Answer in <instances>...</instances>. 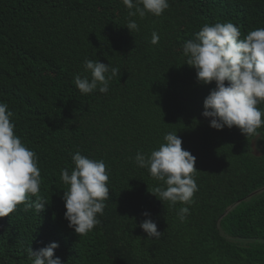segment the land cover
<instances>
[{
    "label": "trees",
    "instance_id": "obj_1",
    "mask_svg": "<svg viewBox=\"0 0 264 264\" xmlns=\"http://www.w3.org/2000/svg\"><path fill=\"white\" fill-rule=\"evenodd\" d=\"M169 5L159 17L140 18L129 17L121 0H0V102L38 156V195L48 202L41 213L20 204L0 217V264H31L27 249L51 242L63 264H264V139L257 138L256 156V137L210 126L203 101L215 82H199L183 54L204 24L232 22L241 39L264 28V0ZM129 19L139 31L126 27ZM85 59L119 69L108 93L75 86L76 75L90 78ZM168 132L196 157L191 205L164 204L149 191L162 182L134 162ZM77 151L105 161L110 188L101 224L81 237L65 218L68 186L60 179L61 169L75 167ZM185 206L182 222L177 213ZM144 212L161 237L148 238L140 227Z\"/></svg>",
    "mask_w": 264,
    "mask_h": 264
},
{
    "label": "clouds",
    "instance_id": "obj_2",
    "mask_svg": "<svg viewBox=\"0 0 264 264\" xmlns=\"http://www.w3.org/2000/svg\"><path fill=\"white\" fill-rule=\"evenodd\" d=\"M129 10L128 16L144 18L147 14L161 16L169 8V0H121ZM126 27L133 33L139 31L135 20L129 19ZM238 26L232 22L204 24L194 39L183 44L186 63L196 69L197 80L203 84L215 82V87L203 101L202 115L210 119V126L222 130L225 126L239 128L249 137L264 133L258 131L264 126V28L250 31L243 39ZM159 34L152 32L150 43H159ZM83 69L88 75H76L75 86L83 94L99 88L108 93L109 83L117 76L119 69L99 60L85 59ZM227 82V84H226ZM13 113L6 103L0 102V217L8 216L17 206L23 210L41 213L48 204L39 196L41 173L37 166L38 156L22 143L15 134ZM131 159V158H130ZM75 167L71 173L61 169L60 179L67 185L62 199L65 202V218L68 226L77 235L84 236L101 224L99 216L104 214L105 201L110 196L109 175L104 160H94L79 151L72 155ZM134 162L146 168L150 176L161 186L149 190L158 199L170 205L178 202L184 205L194 203L198 185L194 174L197 171L196 157L182 147V139L177 133L168 132L163 143L150 154L137 152ZM166 186V187H165ZM30 197H35L34 200ZM190 213L189 207H181L177 213L183 222ZM149 217L140 223L148 238H159L157 223ZM58 242L34 251L27 249L31 264H63L55 256Z\"/></svg>",
    "mask_w": 264,
    "mask_h": 264
},
{
    "label": "water",
    "instance_id": "obj_3",
    "mask_svg": "<svg viewBox=\"0 0 264 264\" xmlns=\"http://www.w3.org/2000/svg\"><path fill=\"white\" fill-rule=\"evenodd\" d=\"M257 137H258V136H257ZM251 146H252V149H253V153H254L256 156L261 155V152H260L258 149H256V146H255V140L252 141Z\"/></svg>",
    "mask_w": 264,
    "mask_h": 264
},
{
    "label": "flooded vegetation",
    "instance_id": "obj_4",
    "mask_svg": "<svg viewBox=\"0 0 264 264\" xmlns=\"http://www.w3.org/2000/svg\"><path fill=\"white\" fill-rule=\"evenodd\" d=\"M259 136V135H258ZM257 138L258 137H256V138H254L253 140H255V146H256V149H258L259 151H260V149H259V146H258V144H257ZM252 140V141H253ZM252 144V143H251ZM261 152V151H260ZM260 156V155H259ZM262 189H264V188H262Z\"/></svg>",
    "mask_w": 264,
    "mask_h": 264
}]
</instances>
